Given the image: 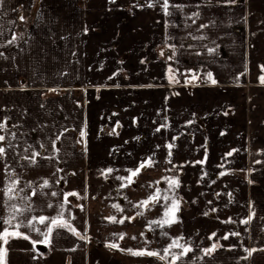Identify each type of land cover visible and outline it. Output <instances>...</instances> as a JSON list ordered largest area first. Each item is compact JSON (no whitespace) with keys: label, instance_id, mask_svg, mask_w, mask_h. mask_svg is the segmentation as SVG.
I'll list each match as a JSON object with an SVG mask.
<instances>
[{"label":"crops","instance_id":"1","mask_svg":"<svg viewBox=\"0 0 264 264\" xmlns=\"http://www.w3.org/2000/svg\"><path fill=\"white\" fill-rule=\"evenodd\" d=\"M163 5L0 6V189L7 164L24 189L19 196L31 197L8 201L0 191V218H8L10 205L30 204L17 219L40 232L53 227L48 246L36 243L44 254L33 251L31 241L43 240L39 232L9 228L29 239L0 240V264H172L171 253L182 249L164 250L174 239L191 249L175 264H264V0H168L167 13ZM32 152L40 154L35 164L22 159ZM149 158L155 163L127 186L116 179ZM173 198L175 222L151 224L164 219ZM62 209L60 221L87 242L49 224ZM5 227L0 220V232ZM112 243L118 249L107 247ZM252 248L249 257L245 249Z\"/></svg>","mask_w":264,"mask_h":264},{"label":"snow or ice","instance_id":"2","mask_svg":"<svg viewBox=\"0 0 264 264\" xmlns=\"http://www.w3.org/2000/svg\"><path fill=\"white\" fill-rule=\"evenodd\" d=\"M110 2H115V0H110ZM229 2L230 3H235L236 0H229ZM3 3H4V0H0V6H2ZM152 6L153 5L151 3L148 4V7H152ZM163 7H164L165 13H167L168 12V0H164ZM176 7H179V6H176ZM194 15L198 16L199 14L196 13ZM19 19L21 21H23L24 17L21 15L19 17ZM16 39H17V37L15 35H13L12 39L9 40L8 43L9 44L15 43ZM201 39H203V37H201ZM209 51L212 52L213 49H209ZM0 55H3V53H0ZM262 70H264V66H262ZM208 78L211 79V73L208 74ZM260 80H261L262 83H264V76L260 77ZM212 83L215 84L216 81L212 80ZM50 91H55V89H51ZM4 127H5V125L3 123H0V129H3ZM156 131H160V128H157ZM80 135H81V137H83L84 136V132L82 131ZM14 138H15V134H13V139ZM58 138L59 137H57V139ZM4 139H5V137L3 135H0V141H4ZM8 147L9 148L12 147L11 141H9ZM167 147L169 149H171L173 147V145L169 144ZM53 148H55V141L53 142ZM27 151H28V149L26 148L25 152H27ZM39 155L40 154L38 152H32L31 157L24 156V157H22V159H27V160H29V162L31 164H35L36 163V157L39 156ZM170 155H171V152H169V156ZM228 155L231 156L232 153L229 152ZM4 156H5V147L4 146H0V157H4ZM168 162L171 163V160L169 159ZM153 163H155V162L152 160V158H149L147 160V162H142L137 169L129 170L130 171V176L129 177H127V178L116 177V179L121 180V181H125L124 186H127L128 183L132 182V177H135L138 174V172L140 171V169H143L146 166V164L150 165V164H153ZM197 163H203V161H197ZM4 171H5L6 176L8 177V183L3 189H0V191H3L4 195L8 198V201H11V200H14V199H20V200H26L27 199V200H30L31 197L19 196V193L24 191V189H22V188L18 189L17 188V185L19 183V179L18 178L13 179L14 169H11L10 166L6 164ZM108 171L111 172L112 169H108ZM249 182L251 183V181H249ZM171 185L178 186V181L176 179H171L170 180V186ZM27 186L29 188L32 187L31 183H29ZM47 186H48V181L45 180L43 182V185H41V188L47 187ZM35 191L36 190L34 189L33 190V195H35ZM52 195L55 196L56 193L53 192ZM72 195H75V193H73ZM157 198L158 197H156V196L152 197L153 200H156ZM66 199H67V197H65V200ZM167 199H168V197L166 196L165 200H167ZM148 203H149V201H147V200L141 201V203L139 205H136L135 207L140 208L141 206L147 205ZM49 206H51V205H49ZM114 207H116L118 211H121L119 206L114 205ZM178 207H179L178 200L176 198H173L170 208H166V210H165V212L163 214L164 215V219L153 220L150 223L154 224V225H158L159 227H164L165 224H169L170 225L171 223L175 222L174 213H175V210L178 209ZM30 210H31L30 204L24 205L23 206V210H22V207L20 205H10V214H9L8 218H6V219L0 218V220H2V222H3V224H7L8 225V227L3 228V231L0 232V240H2L4 244L8 243V238L9 237H14V236L15 237H20V236H22L23 239H26V240L29 239L28 235L21 234L18 231H9V228L18 229L21 226L30 227L33 230L39 232V234L41 236H43V240H40V241L33 240V241H31L32 244H33V251H35L36 243H42V244H45V246H48L50 244V236H51V234L53 232V227L48 226L46 231L40 232V230L34 228L33 225L25 224L24 221L17 219L18 216L23 215V211H30ZM169 212H172V218L171 219H168ZM142 214L143 213L139 212V211L136 213L137 216L142 215ZM253 215H254V213H253ZM62 216H63V209L61 210V212L59 213V216L57 218H53V219L49 220V224L50 225H57V226H60V227H64L67 230L73 232L75 235H77L78 238H80L81 240H84L86 242L89 240V237H87L86 234H81L80 232H77L76 229L74 227H72L70 223L60 221L59 217H62ZM32 219L35 220L36 218L33 217ZM126 219L132 220V219H135V217H127ZM251 219H252V216H249V218L247 220L242 221V223L247 224V223L250 222ZM45 220H46L45 217H43V216L39 217V223L43 224V223H45ZM112 220L115 222V217H113ZM14 221H15V223H13ZM119 222L123 223V220H121ZM232 235H238V233L234 232V233H232ZM180 239H183V238L181 237ZM224 239H228V236H225ZM107 247H109L110 249H118V245L115 244V243L109 244V245H107ZM177 247L182 249V252L181 253H171V255L173 257L172 264H175V260L176 259H179L180 256H182L183 254H185V253H187L188 251L191 250L189 247H187V246H185L183 244H180L178 240L174 239L172 241V243L169 245V248L165 249L164 251H165V253H168L171 248H177ZM216 247H217V245L214 244L212 247L205 249L204 250L205 251V255H208L211 252H213ZM121 251H123V250H121ZM245 251L247 252L248 256L250 257V256H252V254L254 252L257 251V249H255V248L245 249ZM260 251H264V249H261ZM127 252H128V254H131V255H134V256H143V255L156 256V257H158L161 260H165L167 258L166 256H162V255H160L157 252L148 251V250L132 251L131 249H129V250H127ZM5 254L6 253L4 252V250L2 248H0V262L3 261V258L5 256ZM246 258L247 257H245V259Z\"/></svg>","mask_w":264,"mask_h":264},{"label":"water","instance_id":"3","mask_svg":"<svg viewBox=\"0 0 264 264\" xmlns=\"http://www.w3.org/2000/svg\"><path fill=\"white\" fill-rule=\"evenodd\" d=\"M36 249L38 252H40L42 254L46 253V247H44L42 245L36 246Z\"/></svg>","mask_w":264,"mask_h":264},{"label":"trees","instance_id":"4","mask_svg":"<svg viewBox=\"0 0 264 264\" xmlns=\"http://www.w3.org/2000/svg\"><path fill=\"white\" fill-rule=\"evenodd\" d=\"M36 246H39V245H35V247H36Z\"/></svg>","mask_w":264,"mask_h":264}]
</instances>
